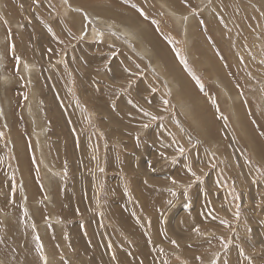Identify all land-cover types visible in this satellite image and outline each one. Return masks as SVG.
I'll return each mask as SVG.
<instances>
[{
    "label": "rangeland",
    "instance_id": "374dc122",
    "mask_svg": "<svg viewBox=\"0 0 264 264\" xmlns=\"http://www.w3.org/2000/svg\"><path fill=\"white\" fill-rule=\"evenodd\" d=\"M0 71L1 264H264V0H0Z\"/></svg>",
    "mask_w": 264,
    "mask_h": 264
},
{
    "label": "bare ground",
    "instance_id": "6f19581e",
    "mask_svg": "<svg viewBox=\"0 0 264 264\" xmlns=\"http://www.w3.org/2000/svg\"><path fill=\"white\" fill-rule=\"evenodd\" d=\"M31 1V0H30ZM33 1V0H32ZM125 1V0H124ZM139 1V0H138ZM97 2V1H96ZM100 2H101V0H100ZM104 2V1H103ZM114 2V1H113ZM109 3V2H108ZM132 3V2H131ZM137 3V2H136ZM139 3V2H138ZM156 3H158V2H156ZM161 3V5L164 7V4L162 3V2H160ZM6 4V3H5ZM94 4V3H93ZM143 4V3H142ZM118 5V4H117ZM133 5V4H132ZM140 5H141V3H140ZM168 5V4H167ZM166 5V6H167ZM12 6V5H11ZM19 6V5H18ZM135 6V5H134ZM8 7V6H7ZM99 7V6H98ZM103 7V6H102ZM107 7V6H106ZM142 7V6H141ZM92 8H94V6L92 7ZM139 8H140V6H139ZM137 10H138V8H136ZM169 9V8H168ZM94 10V9H93ZM125 10H127V9H125ZM136 10V11H137ZM172 10V9H171ZM64 11V10H63ZM109 11V10H108ZM174 11V10H173ZM10 12V11H9ZM110 12V11H109ZM132 12V11H131ZM169 12H171L170 11V9H169ZM115 13V12H114ZM174 13H177V12H174ZM108 14H110V13H108ZM128 14V13H127ZM130 14V13H129ZM132 14V13H131ZM130 14V15H131ZM137 14H138V12H137ZM91 15V14H90ZM99 15V14H98ZM106 15V14H105ZM117 15V14H116ZM115 15V16H116ZM133 15V14H132ZM168 15V14H167ZM176 15L177 14H175L174 15V17H176ZM185 15V14H184ZM92 16V15H91ZM107 16V15H106ZM127 16V15H126ZM178 16V15H177ZM183 16V15H182ZM187 16V15H186ZM129 17V16H128ZM92 18V17H91ZM104 18V17H103ZM109 18V17H108ZM120 18V17H119ZM130 18V17H129ZM128 18V19H129ZM131 18H132V16H131ZM187 19H188V17H186ZM88 19H90L89 17H88ZM101 19V18H100ZM105 19H107V18H105ZM117 19V18H116ZM167 19H168V17H167ZM176 19V18H175ZM178 19H180L179 17H178ZM97 21H98V19H96ZM131 20V19H130ZM181 20V19H180ZM95 21V20H94ZM116 21V20H115ZM118 21H119V19H118ZM126 21V19H124L123 20V22H125ZM187 21V20H186ZM25 22V21H24ZM106 25H110V27L109 28H111L112 26H111V23H108L109 21L107 20V21H103ZM119 22H121L122 23V21L120 20ZM131 23L133 22V20H131L130 21ZM174 22V21H173ZM178 22H179V20H178ZM95 23V22H94ZM126 23V22H125ZM98 24H101L100 22H98ZM98 24H95L96 25V28H98L97 27V25ZM123 24V23H122ZM129 24V27H130V23H128ZM128 24H126V25H128ZM177 24V23H176ZM2 25V24H1ZM15 25V24H14ZM94 25V24H93ZM95 25L93 26L94 28H95ZM181 25V24H180ZM103 26V24H101V27ZM143 26V25H142ZM157 26V25H156ZM177 26H178V24H177ZM189 26V25H188ZM115 27V26H114ZM113 27V28H114ZM119 27V26H118ZM121 27V26H120ZM186 27V26H185ZM184 27V28H185ZM15 28H18V25H17V27H15ZM107 28V27H106ZM113 28L111 29L112 30V32L114 31L113 30ZM116 28V27H115ZM114 28V29H115ZM187 28V27H186ZM104 29V28H103ZM20 30V29H19ZM24 30V29H23ZM94 30V29H93ZM99 30V29H98ZM119 30H122V35H124L127 39H126V41L128 42V44H132V48L135 50V51H133V49L132 50H130L131 52L133 51V53L135 52V53H138V54H141L142 56H146L147 58H149V60H150V56H152V53H151V51L148 49V48H146L145 46H147V44L148 43H146L145 41H143L142 40V38H141V36L140 35H138L136 32H135V30H133L131 27H130V29L128 28V29H125L124 27H121V29H119ZM118 30V31H119ZM91 31V32H90ZM138 31H139V29H138ZM152 31V30H151ZM26 32V31H25ZM80 32V31H79ZM89 35H91L90 37L91 38H93V37H95V35H94V33H93V31H92V29L90 30L89 29ZM99 32V31H98ZM121 32V31H120ZM114 33H115V31H114ZM23 34H24V32H23ZM149 34V33H148ZM155 34V33H154ZM159 34V33H158ZM70 35V34H69ZM105 35V34H104ZM151 35H152V33H151ZM97 36V35H96ZM149 36V35H148ZM155 36V35H154ZM7 37V36H6ZM18 37V36H17ZM65 37V36H64ZM111 37V36H110ZM117 37V36H116ZM122 37V36H121ZM151 37V36H150ZM9 38V37H8ZM98 38H102V35H98V37H97V39ZM152 38V37H151ZM150 38V39H151ZM94 39V38H93ZM97 39H94V40H97ZM106 39V38H105ZM147 39H149V38H147ZM109 40V39H108ZM145 40V39H144ZM160 40V39H159ZM16 41V40H15ZM14 40H13V42H15ZM27 41V40H26ZM102 41V40H101ZM106 41V40H105ZM148 41H150V40H148ZM19 42V41H18ZM133 42H135V44H133ZM11 44V43H10ZM150 44V43H149ZM18 45V44H17ZM46 45V44H45ZM25 46V45H24ZM11 47V46H10ZM20 47V46H19ZM12 48V47H11ZM162 48V47H161ZM22 49V48H21ZM30 49V48H29ZM52 50V49H51ZM136 50H137V52H136ZM49 52V51H48ZM135 53H134V56H135ZM27 54V53H26ZM38 55V54H37ZM28 57V56H27ZM31 57V56H30ZM141 58V57H140ZM154 61V60H153ZM157 61V60H156ZM24 62V61H23ZM163 62V61H162ZM155 63V62H154ZM29 63H24V66L25 67H23V69H25L26 70V74L27 73H29L30 71H32V70H34V69H32L31 68V66L30 65H28ZM46 64V63H45ZM33 65V64H32ZM155 65H157V64H155ZM119 68V67H118ZM126 68V67H125ZM128 70V69H127ZM24 73H25V71H24ZM2 75H5V74H2ZM31 75H33V74H31ZM0 78H2L1 77V71H0ZM3 79V78H2ZM4 80H5V77H4ZM174 86V84H173V82H172V87ZM32 96H34V95H32ZM231 98V97H230ZM31 99H32V97H31ZM238 99H239V97H238ZM104 102V101H103ZM231 102H232V100H231ZM7 103V102H6ZM8 104V103H7ZM27 112L32 116V109L30 108H27ZM233 116H234V114H233ZM232 116V117H233ZM240 116V115H239ZM235 117V116H234ZM239 118V117H238ZM32 119L34 120V124L35 125H37L39 122H38V119H35L34 117H32ZM233 120V119H232ZM237 121V120H236ZM239 121V120H238ZM35 133V132H34ZM37 133V132H36ZM35 133V134H36ZM34 136V135H33ZM37 142V144H38V147H39V150H40V153H42V149H41V147H42V140H41V137L38 135V134H36V137H35V143ZM19 143V142H18ZM31 152V151H30ZM3 156V155H2ZM41 158H45V156L42 154L41 155ZM47 162V161H46ZM17 164V163H16ZM16 164L14 165V167H16ZM45 164V162L43 163V167L44 166H46V165H44ZM47 164V163H46ZM21 167H23L22 165H21ZM20 167V169H21V171H22V169H24V168H21ZM47 167V166H46ZM46 167H45V169H46ZM17 168V167H16ZM19 169V168H18ZM42 169H44V168H42ZM5 170V169H4ZM24 172H25V170H23ZM44 172V171H43ZM27 173V172H26ZM22 178V177H21ZM51 205V204H50ZM47 206H49V205H47ZM49 208V207H48ZM1 210V209H0ZM1 213V212H0ZM6 214V213H5ZM52 217V216H51ZM3 218H4V216H3ZM53 220H55V218H52ZM46 224V223H45ZM47 225V224H46ZM41 226H43V225H40V228H41ZM12 227V226H11ZM7 228V227H6ZM5 228V229H6ZM43 228V227H42ZM16 228H14L13 227V230H15ZM20 229V228H19ZM11 230V229H10ZM21 230V229H20ZM42 230V229H41ZM16 231V230H15ZM50 231V230H49ZM54 231V230H53ZM59 232V231H58ZM42 233V232H41ZM43 234V233H42ZM50 234V233H49ZM54 234V233H53ZM16 235H17V233H16ZM61 235V234H60ZM56 236V235H55ZM2 238V237H1ZM48 238V237H47ZM45 239V238H44ZM49 239H50V237H49ZM57 239V238H56ZM54 240V239H53ZM6 241V240H5ZM15 241H17V238H16V240ZM59 241V240H58ZM1 242V241H0ZM27 242V241H26ZM46 242V241H45ZM3 243H4V240H3ZM6 243V242H5ZM4 243V244H5ZM4 244H1L0 243V257L1 258H3V256L5 257L6 256V252H9V251H7L6 249L7 248H5V245ZM7 244V243H6ZM10 244V243H9ZM12 244V243H11ZM32 244V243H31ZM191 244V243H190ZM7 247V246H6ZM24 247H25V245H24ZM153 247V246H152ZM10 247H8V249H9ZM26 248V247H25ZM25 248H24V250H25ZM150 248V247H149ZM12 249H14V248H12ZM28 249H29V247H28ZM27 249V250H28ZM5 250H6V252H5ZM151 251V250H150ZM28 252V251H27ZM30 252V251H29ZM29 252H28V255H29ZM159 252V251H158ZM16 253L17 252H14V253H12L13 254V256L15 257V255H16ZM174 253V252H173ZM31 254V253H30ZM10 255V257H12V255L11 254H9ZM151 255V254H150ZM155 255V254H154ZM160 255V254H159ZM27 256V255H26ZM26 256H25V258H26ZM47 256V255H46ZM7 257V256H6ZM6 257H5V259H6ZM17 257V256H16ZM15 257V258H16ZM19 257V256H18ZM30 258H31V256H29ZM28 257V258H29ZM20 258V257H19ZM25 258H23V259H25ZM32 258H34L33 256H32ZM31 258V259H32ZM4 259V260H5ZM21 259V258H20ZM49 259V261H50V263H51V258H48ZM47 259V260H48ZM28 260V259H27ZM30 260V259H29ZM10 261V260H9ZM32 261V260H31ZM33 261H34V259H33ZM48 261V262H49ZM3 263V262H2ZM20 263V262H19ZM28 263H29V261H28ZM32 262H30L29 264H31ZM50 263H48V264H50ZM235 263V262H234ZM1 264V263H0ZM5 264V263H4ZM17 264H18V262H17Z\"/></svg>",
    "mask_w": 264,
    "mask_h": 264
}]
</instances>
